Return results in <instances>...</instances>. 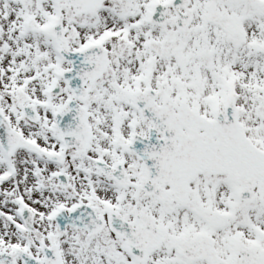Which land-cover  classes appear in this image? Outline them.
I'll return each mask as SVG.
<instances>
[{
  "label": "snow or ice",
  "instance_id": "6c2138e0",
  "mask_svg": "<svg viewBox=\"0 0 264 264\" xmlns=\"http://www.w3.org/2000/svg\"><path fill=\"white\" fill-rule=\"evenodd\" d=\"M0 264H264V0H0Z\"/></svg>",
  "mask_w": 264,
  "mask_h": 264
}]
</instances>
